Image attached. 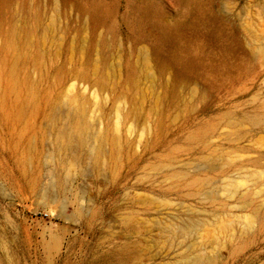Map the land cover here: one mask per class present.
Instances as JSON below:
<instances>
[{
    "label": "rangeland",
    "instance_id": "1",
    "mask_svg": "<svg viewBox=\"0 0 264 264\" xmlns=\"http://www.w3.org/2000/svg\"><path fill=\"white\" fill-rule=\"evenodd\" d=\"M62 1L3 4L7 21L29 35L27 52L41 54L45 66L40 70L28 62L21 69L39 85V110L13 124L0 107V264H264V124L237 129L229 124L264 113V57L257 55L264 46V0ZM162 24L172 27L168 41L178 38L182 54L190 49L206 59L219 46L238 51L233 77L216 78L206 90L208 77L201 68L175 80V68L153 63L157 71L150 76L142 62L157 47L155 28ZM14 103L9 97L8 107ZM79 109L87 111L89 127L80 142L63 135L82 115ZM184 175L211 179L209 187L193 195ZM239 175L248 176L247 182L232 197L223 185L228 178L242 180ZM239 204L246 206L240 210ZM256 213L262 220L250 226ZM190 223L196 225L191 232L178 230V224Z\"/></svg>",
    "mask_w": 264,
    "mask_h": 264
},
{
    "label": "bare ground",
    "instance_id": "2",
    "mask_svg": "<svg viewBox=\"0 0 264 264\" xmlns=\"http://www.w3.org/2000/svg\"><path fill=\"white\" fill-rule=\"evenodd\" d=\"M6 1V0H5ZM5 1H2V0H0V37H2V38H4V40H3V46L0 48V51H1V58L0 59H2L1 61H0V107L2 108V110L4 111V116L6 117V119L9 121V122H12L13 124H15L18 120H20V119H22V118H24L25 119V116L27 115V114H33V113H35V111L36 110H39L40 108H41V92H40V90H39V85H38V83L36 82V81H33V80H31L30 78H28V77H26V76H23L22 75V67L26 64L27 65V63L28 62H33L34 63V65H36L40 70H43V67L42 66H45V65H43V60H44V57L41 55V54H33V55H31L30 54V50H28V52H27V49H28V46H29V40H28V36L29 35H24L25 33H23V27H22V25H21V27H22V30H21V28L19 29L16 25H13V23H10V21H7V19L5 18V15H6V11H5V9H4V5L3 4H5L4 2ZM9 1H11V0H9ZM13 1V0H12ZM62 1V0H61ZM70 1V0H69ZM139 1V0H138ZM7 2H8V0H7ZM63 2V1H62ZM68 2V1H67ZM180 2V1H179ZM10 2H8L7 4H9ZM14 3V2H13ZM64 3V2H63ZM70 3V2H69ZM77 3H78V1H77ZM96 3V2H95ZM15 4H16V2H15ZM17 4H20V3H17ZM66 4V2L64 3V5ZM140 4V3H139ZM14 5V4H13ZM22 5V4H21ZM58 5V4H57ZM102 5V4H101ZM10 6V5H9ZM18 6V5H17ZM16 6V7H17ZM24 6V5H23ZM22 6V9L24 8ZM69 6V5H68ZM177 6H179V5H177ZM6 8H8L7 6H5ZM12 7V6H11ZM64 7V6H63ZM74 6L72 5L71 6V8H73ZM13 8H15V6L13 7ZM26 8L27 7H25V10H26ZM103 8V7H102ZM132 8V7H131ZM16 9V8H15ZM21 9V8H20ZM34 9V8H33ZM65 9H66V7H65ZM65 9H64V11H65ZM155 9H157V8H155ZM28 10V9H27ZM63 10V9H62ZM18 11V10H17ZM23 11V10H22ZM22 11H20V13L22 12ZM31 11V10H30ZM37 11H38V9H37ZM40 11V10H39ZM160 11V10H159ZM25 12V11H24ZM29 12V11H28ZM44 12V11H43ZM90 12V11H89ZM109 12V11H108ZM163 12V11H162ZM20 13H19V15H20ZM27 13V12H26ZM38 13V12H37ZM40 13V12H39ZM91 13V12H90ZM131 13V12H130ZM197 13V12H196ZM248 13V12H247ZM29 14V13H28ZM31 14H33V13H31ZM45 14V13H44ZM92 14V13H91ZM160 14V13H159ZM156 15V14H155ZM248 15V14H247ZM16 16H18V13L16 14ZM15 16V17H16ZM27 16V15H26ZM31 16V15H30ZM38 16V15H37ZM90 16H93V15H90ZM205 16V15H204ZM19 17V16H18ZM206 17V16H205ZM250 17V16H249ZM11 18V17H10ZM37 18V17H36ZM126 18V17H125ZM145 18V17H144ZM252 18V17H251ZM16 19V18H15ZM15 19H14V21H15ZM19 19V18H18ZM38 19V18H37ZM37 19H35V20H37ZM59 19V18H58ZM89 19H91V18H89ZM92 19H94V18H92ZM91 19V20H92ZM101 19V18H100ZM103 19V18H102ZM104 19H106V18H104ZM104 19H103V21H104ZM163 19V18H162ZM209 19V18H208ZM250 19V18H249ZM256 19V18H255ZM31 20V19H30ZM43 20V19H42ZM96 20H99L98 18H96ZM247 20H248V18H247ZM251 20V19H250ZM13 21V22H14ZM20 21H21V19H20ZM20 21H19V23H20ZM32 21V20H31ZM57 21H59V20H57ZM61 21V20H60ZM177 21V20H176ZM191 21V20H190ZM260 21V20H259ZM17 22V21H16ZM33 22V21H32ZM32 22H31V25H32ZM95 22V21H94ZM93 22V23H94ZM102 22V21H101ZM168 22V21H167ZM173 22H174V20H173ZM214 23H215V21H213ZM18 23V24H19ZM42 23V22H41ZM40 23V24H41ZM59 23V22H58ZM151 23H153V22H151ZM178 23V22H177ZM189 23H191V22H189ZM251 23V22H250ZM16 24V23H15ZM90 24H91V21H90ZM96 24V23H95ZM102 24V23H101ZM138 24H139V22H138ZM146 24H148V23H146ZM244 24V23H243ZM247 25H249L248 23H246ZM258 24V23H257ZM53 25H54V23H53ZM87 25V24H86ZM91 25H93V24H91ZM91 25H89V26H91ZM98 25V24H97ZM149 25V24H148ZM193 24H191V26H192ZM253 25H255L256 26V24H255V22L253 23ZM59 26H60V23H59ZM185 26H187L186 24H185ZM195 26V24L193 25V27ZM246 26V25H245ZM26 27V26H25ZM93 27H95L94 25H93ZM150 27V26H149ZM251 27H252V24H251ZM259 27V26H258ZM31 28V27H30ZM29 28V30H30V32L32 31L31 29ZM60 28V27H59ZM144 28V27H143ZM147 28H148V26H147ZM173 28H175V26L173 27ZM26 29V28H25ZM24 29V30H25ZM52 29H53V27H52ZM51 29V30H52ZM88 29V28H87ZM92 29V28H91ZM95 29V28H94ZM181 29H182V27H181ZM180 29V30H181ZM245 29V28H244ZM252 29V28H251ZM256 29L259 31V29L256 27ZM29 30H26V32L27 31H29ZM148 30H150V28L148 29ZM187 30H189V29H187ZM250 29H248V33L251 31H249ZM253 30H255V29H253ZM140 31V30H139ZM171 31H173V29H172V27H169V26H167V25H165V24H162V25H159V26H157L156 28H155V36H156V38H157V47H155V49H154V51H153V53H151L150 55L149 54H145V56H144V58H143V62L142 63H144V67H146L150 72H151V74H149L150 76L151 75H155V70H156V68H155V66L156 67H162L163 69H169V68H175L176 69V75H172L174 78L175 77H177V78H179V76L180 77H182V76H187V77H189V76H191L193 73H195V71H197V72H199L198 71V69L199 68H201V69H203L204 71H205V73L207 74V77H208V81H207V84H206V86H207V88H206V90L207 89H211L212 87H213V85H214V79H219V78H221V79H225L226 78V80H230L232 77H233V74L235 73V71H232L233 69H234V67H236V65H238V64H236V61L238 60V59H240L239 57H238V55H237V52L238 51H236V53L234 52L233 53V51H232V49H230V47H223L222 46V48H221V46H219L220 47V51L218 52V54H217V52H215V50H214V52L215 53H212L211 51L210 52H208L207 53V55H206V59H204V58H202V59H198L194 54H193V52H192V50L191 51H189L190 49H188L187 51H185L183 54L182 53H180L181 51H179V46H180V42L177 40L178 38H176V39H172V41H170V43H169V41H168V39H170V34H171ZM185 31H186V29H185ZM93 32H94V30H93ZM143 32V31H142ZM149 32H151V31H149ZM187 32V31H186ZM185 32V33H186ZM190 32V31H189ZM216 32V31H215ZM257 32V31H256ZM260 32H261V30H260ZM175 33H176V31H175ZM191 33H192V31H191ZM30 34V33H29ZM199 34V33H198ZM255 33H253L252 35H254ZM256 34H258V33H256ZM260 34H262L263 35V37H264V34H263V32H261ZM259 34V35H260ZM175 34H173V36H174ZM179 35H181V34H179ZM182 35H186V34H182ZM181 35V36H182ZM259 35H257V36H259ZM262 35H260V36H262ZM171 36H172V34H171ZM176 36V35H175ZM180 36V37H181ZM189 36H191V34L189 35ZM205 36V35H204ZM208 36V35H207ZM256 36V37H257ZM178 37V36H177ZM179 37V38H180ZM226 37V36H225ZM263 37L261 38V37H259V38H261V40H262V43H264L263 42ZM205 38V37H204ZM203 38V39H204ZM186 39H188V37L186 38ZM231 39V38H230ZM229 39V40H230ZM193 40V39H192ZM259 41H261L260 39H258ZM85 42H87V41H85ZM90 42V41H89ZM187 42H189V41H187ZM190 43H192V42H190ZM189 43V44H190ZM198 43V42H197ZM261 43V42H260ZM260 43H255V44H260ZM186 44V43H185ZM188 44V43H187ZM200 44V43H199ZM199 44H197V45H199ZM202 44V43H201ZM254 44V45H255ZM84 45H86V43H84ZM204 45V44H203ZM203 45H202V47H203ZM206 45V44H205ZM214 45V44H213ZM212 45V46H213ZM230 45V44H229ZM32 46V45H31ZM192 46V45H191ZM191 46H189V47H191ZM194 46V45H193ZM208 46V45H207ZM228 46V45H227ZM187 48H188V45L186 46ZM210 47H211V45H210ZM210 47H208V48H210ZM214 47V46H213ZM255 47V46H254ZM195 48V47H194ZM194 48H191V49H193V50H195ZM207 48V50H209ZM206 50V51H207ZM218 50H219V48H218ZM206 51L204 52V53H206ZM257 52H258V56H261V57H264V46L263 45H261L260 47H258V50H257ZM149 53V52H148ZM217 54V55H216ZM234 54H235V56H234ZM201 55V54H200ZM239 56H241V55H239ZM246 56V55H245ZM233 57H235L234 59H235V61H234V59H233ZM248 57V56H247ZM46 59H47V57H46ZM142 59V58H141ZM207 60V61H206ZM202 61H204V62H202ZM246 61H248V60H246ZM243 62V61H242ZM252 62V61H251ZM153 63H154V65H153ZM253 63V62H252ZM256 63H258V62H256ZM44 64H46V62L44 63ZM264 65V64H263ZM143 65H141L140 67H142ZM36 67V68H37ZM238 67V66H237ZM25 68V67H24ZM28 68V67H27ZM161 68V69H162ZM139 69H141V68H139ZM25 70V69H24ZM146 70V69H145ZM147 70V71H148ZM173 70V69H172ZM148 71V72H149ZM157 71V70H156ZM164 71V70H163ZM200 71H202V70H200ZM146 72V71H145ZM159 72V71H158ZM170 72H171V70H170ZM174 72V71H173ZM237 72V71H236ZM45 73V72H44ZM168 73V72H167ZM175 73V72H174ZM200 73V72H199ZM201 74H203V73H201ZM201 74H199V75H201ZM46 75V74H45ZM158 75V74H157ZM170 75V74H169ZM179 75V76H178ZM237 75V74H236ZM159 76V75H158ZM148 77V76H147ZM206 77V76H205ZM205 77H204V79H205ZM173 78V79H174ZM192 78H194L195 79V77L193 76ZM196 78H197V75H196ZM200 78V77H199ZM148 79V78H147ZM152 79H153V77L150 79L149 78V82H152L151 84L152 85H154L153 83V81H152ZM156 79V78H155ZM170 79V78H169ZM190 79V78H189ZM36 80V79H35ZM157 80V79H156ZM155 80V81H156ZM175 80H176V78H175ZM178 80V79H177ZM180 80H182V78L180 79ZM198 80V79H197ZM197 80H195L196 82H197ZM237 80V79H236ZM158 81V80H157ZM170 81V80H169ZM192 81V80H191ZM159 82V81H158ZM168 82V81H167ZM194 82V81H193ZM175 83H176V81H175ZM186 83V82H185ZM201 83V82H200ZM172 84V83H171ZM174 84V83H173ZM177 84V83H176ZM181 85V84H180ZM197 86H198V84H196ZM155 86V85H154ZM158 86V85H157ZM176 86H179V85H176ZM175 86V87H176ZM199 87V86H198ZM197 88V87H196ZM48 89V88H47ZM55 89V88H54ZM203 89V88H202ZM201 89V90H202ZM195 91L197 90V89H194ZM197 92V91H196ZM203 92V91H202ZM211 92V91H210ZM210 92H208V95H209V93ZM204 93V92H203ZM206 93V92H205ZM212 93V92H211ZM199 94H201L200 92H199ZM213 94V93H212ZM202 95V94H201ZM200 95V96H201ZM204 95V94H203ZM206 95V94H205ZM214 95V94H213ZM175 96V95H174ZM196 96V95H195ZM207 96V95H206ZM9 97H13L14 99H15V103L13 104V106L12 107H8V99H9ZM173 99H175V97L173 98ZM196 99V98H195ZM171 100V99H170ZM180 100V99H179ZM201 100H203V99H201ZM187 101V100H186ZM190 101V100H189ZM56 102V101H55ZM183 102H185V101H183ZM182 102V103H183ZM195 102V101H194ZM186 103V102H185ZM191 103V102H190ZM84 103H82L81 105H83ZM54 105V104H53ZM77 105H80V104H77ZM80 105V106H81ZM173 105V104H172ZM191 105V104H190ZM55 106V105H54ZM56 106H57V104H56ZM184 106V105H183ZM53 107V106H52ZM78 107V106H77ZM84 107V106H83ZM87 106L85 105V108H86ZM81 109H82V107H81ZM51 110H53V109H51ZM83 110V109H82ZM85 110V109H84ZM177 110H178V108H177ZM49 111V110H48ZM77 111H78V109H77ZM79 111H81L80 109H79ZM53 112V111H52ZM84 112V111H83ZM83 112L81 111V113H82V115L81 116H79L78 115V113L75 111V113H77L76 115H78L77 116V118H75L76 116L74 115V117H73V122L71 123V125H70V128H67L66 130H65V133L63 134V135H67V136H69L70 138H76L79 142L80 141H83V140H85V137H86V135H87V129L89 128H86L87 126L85 125V120L87 121V119H85L84 117L86 116L87 117V115H84L83 114ZM87 112V111H86ZM86 112H84V113H86ZM133 112H135V111H133ZM179 112V111H178ZM47 113V112H46ZM49 113V112H48ZM47 113V114H48ZM56 113H58V112H56ZM60 113V112H59ZM175 113H177V112H175ZM238 114H239V112H238ZM134 115V114H133ZM194 115V114H193ZM192 115V116H193ZM235 115V114H234ZM234 115H233V117H234ZM242 115V114H241ZM52 116V115H51ZM55 116V115H54ZM52 117L53 119H55V117ZM60 116V115H59ZM71 116H73V114L71 115ZM131 116H132V114H131ZM177 116V115H176ZM179 116L180 115H178L177 116V118H179ZM191 116V115H190ZM238 116V115H237ZM236 116V117H237ZM128 117V116H127ZM132 117H134V116H132ZM183 117V116H182ZM61 118H64V116H62ZM69 118V117H68ZM68 118H67V120H68ZM72 118V117H71ZM70 118V119H71ZM50 119V118H49ZM57 119V118H56ZM85 119V120H84ZM231 119V118H230ZM238 119L239 120H235V118H233V120H231L230 121V123L229 124H231V126H232V128H236L237 129V127H239L240 125H242V126H244L243 124H246V123H249V124H251V125H261V124H264V113H260V112H257V113H255V114H253V115H244L243 117H241V118H239L238 117ZM61 120V119H60ZM59 120V121H60ZM26 121V120H25ZM49 121V120H48ZM57 121V120H56ZM56 121H53L52 123H56ZM58 121V122H59ZM175 122L177 121V120H174ZM182 121V120H181ZM51 122V121H50ZM23 123H24V121H23ZM22 123V124H23ZM70 123V122H69ZM69 123H68V125H69ZM58 124V125H57ZM57 124H54V125H57V126H59V123H57ZM2 125V124H1ZM51 125V124H50ZM54 125H52V128H55V127H53ZM61 125V124H60ZM67 125V124H66ZM67 125V126H68ZM164 126V125H163ZM222 126V125H221ZM248 127V126H247ZM57 129H59V128H57ZM240 129H242L241 127H240ZM252 130H253V128H251ZM163 130V129H162ZM247 130V129H246ZM255 130V129H254ZM55 131V130H54ZM89 131V130H88ZM151 131V130H150ZM243 131H244V129H243ZM62 132H63V130H62ZM237 132H240V131H237ZM54 133V132H53ZM89 133V132H88ZM108 134V133H107ZM62 136V135H61ZM88 136V135H87ZM105 135H103V137H104ZM108 136V135H107ZM239 136V135H238ZM237 136V137H238ZM60 137V136H59ZM58 137V138H59ZM193 137H196V136H193ZM192 137V138H193ZM115 138H117V137H114V140H115ZM151 138H152V136H151ZM209 138V137H208ZM212 138V137H211ZM214 138V137H213ZM213 138L211 139V140H213ZM34 139H35V137H34ZM193 139H195V138H193ZM234 139V138H233ZM74 140V139H73ZM152 140H154V139H151V143H152ZM236 140V139H235ZM102 141V140H101ZM107 141H109L108 140V137H107ZM119 141V140H118ZM118 141H117V143H118ZM121 141V140H120ZM62 142H63V140H62ZM103 142V141H102ZM149 142V143H150ZM109 142H107V144H108ZM116 143V144H117ZM122 143V142H121ZM150 143V144H151ZM214 143V142H213ZM69 143H68V141H67V144L65 143V145H68ZM115 144V143H114ZM119 144V143H118ZM117 144V145H118ZM101 145V144H100ZM109 145V144H108ZM122 146H123V144H122ZM122 146H120V147H118L117 149H119L120 150V148L122 147ZM100 147H102V145L100 146ZM99 147V148H100ZM110 147V146H109ZM149 147H150V145H149ZM161 147H163V146H161ZM27 148V147H26ZM105 148V147H104ZM111 148V147H110ZM123 148V147H122ZM108 149V148H107ZM161 149V148H160ZM199 149V148H198ZM27 150H31V149H27ZM33 150H34V147H33ZM32 150V151H33ZM62 150V149H61ZM102 150V149H101ZM111 150V149H110ZM185 150V149H184ZM216 151V150H215ZM108 152H109V149H108ZM119 152H121V151H119ZM217 152V151H216ZM196 153V152H195ZM207 153V152H206ZM76 154V153H75ZM110 154V153H109ZM119 154V153H118ZM121 154H122V152H121ZM28 155V154H27ZM98 155V154H97ZM105 155V154H104ZM29 156V155H28ZM77 156V155H76ZM75 156V157H76ZM102 156V155H101ZM118 156V155H117ZM186 156V155H185ZM210 156V155H209ZM212 156V155H211ZM30 157H31V155H30ZM120 157V156H119ZM122 157V156H121ZM98 158V157H97ZM112 158H113V156H112ZM205 158V157H204ZM212 158V157H211ZM32 159V158H31ZM31 159H29V160H31ZM101 159V158H100ZM111 159V158H110ZM176 159V158H175ZM113 160V159H112ZM169 160V159H168ZM207 160H209V159H207ZM219 160V159H218ZM231 160H233V159H231ZM231 160H229V161H231ZM27 161V160H26ZM102 161H103V159H102ZM122 161V160H121ZM171 161V160H170ZM118 162V161H117ZM181 162V161H180ZM193 162H195V161H193ZM203 162H205V161H203ZM208 162V161H207ZM109 163V162H108ZM123 163V162H122ZM159 163V162H158ZM175 163V162H174ZM178 163V162H177ZM115 164H116V162H115ZM119 164V163H118ZM187 164V163H186ZM192 164V163H191ZM223 164H225V163H222V165ZM112 165V164H111ZM172 165H173V163H172ZM183 165V164H182ZM227 165V164H226ZM225 165V167H227ZM232 165V164H231ZM230 166V165H229ZM171 168H172V166H170ZM221 167H223V166H221ZM220 167V168H221ZM169 168V167H168ZM173 168H174V166H173ZM244 168H246V167H244ZM262 168V167H261ZM264 168V167H263ZM115 169H116V166H115ZM163 169V168H162ZM228 169H229V167H228ZM167 170V169H166ZM209 170V169H208ZM207 170V171H208ZM216 170H217V168H216ZM218 170H220L219 168H218ZM217 170V171H218ZM226 170V169H225ZM247 170L249 171V169L247 168ZM85 171V170H84ZM164 170H162V172H163ZM172 171V170H171ZM189 171H191V170H189ZM209 171H211V170H209ZM232 171V170H231ZM244 171H246L245 169H244ZM86 172V171H85ZM151 172V171H150ZM149 172V173H150ZM159 172H161V171H159ZM186 171L184 170L183 171V173L182 174H184ZM214 172H215V170H214ZM228 172V171H227ZM242 172V171H241ZM247 172V171H246ZM262 172V171H261ZM260 172V173H261ZM87 173V172H86ZM156 173V172H155ZM189 173H191V172H189ZM188 173V174H189ZM212 173V172H211ZM238 173H240L239 171H238ZM243 174H244V172H242ZM241 173V174H242ZM260 173H259V175H260ZM179 174V173H178ZM203 173H201V175H202ZM254 174V173H253ZM262 174H264L263 172H262ZM260 175V177H262L263 175ZM156 175H158V174H156ZM210 175V174H209ZM232 175V174H231ZM249 175V174H248ZM177 176V175H176ZM198 176V175H197ZM203 176V175H202ZM237 176V175H236ZM241 178L243 177L242 175H239ZM247 176V175H246ZM256 176L257 175H255V179H256ZM221 176H219V178H220ZM232 177V176H231ZM182 178H184L185 179V183H186V185L188 186V189H189V192L191 193V194H193V195H202V193L204 192V190H205V185H207V187H209L208 186V184L210 183V181H211V179L209 180H206V179H202V178H198V179H190L189 177H188V175H184ZM238 178V177H237ZM246 178H248V176L246 177ZM246 178H242V180H238V181H235V179L233 180V179H229L228 178V181L227 180H225L226 178L224 177V178H222V181L223 180H225V181H227L226 182V184H224V183H222V181L221 180H219L220 182H221V184H224L223 185V190L226 192V193H228V194H230L232 197H235V196H237L238 195V192H239V189L243 186V185H246V184H244L245 182H247V180H246ZM252 178L254 179V176H252ZM251 177H250V179H252ZM257 178H259V177H257ZM263 178V177H262ZM175 179V178H174ZM221 179V178H220ZM263 180V179H262ZM159 181V180H158ZM175 181V180H174ZM217 181V180H216ZM219 181L217 182V183H219ZM224 181V182H225ZM250 181H253V180H250ZM259 180H257V182H258ZM162 182V181H161ZM177 182V181H176ZM257 182H255L254 181V183L256 184ZM158 183V182H157ZM253 182H251V184H252ZM259 183H261V181L259 182ZM254 184V185H255ZM171 185V184H170ZM253 185V184H252ZM165 186V185H164ZM180 186V185H179ZM219 186V185H218ZM251 186V185H250ZM177 187V186H176ZM222 187V186H221ZM172 188V187H171ZM214 188V187H213ZM209 189V188H208ZM254 189V188H253ZM258 189H260V187L258 188ZM174 190H175V188H174ZM245 190V189H244ZM255 190V189H254ZM262 190V189H261ZM212 191H214V190H212ZM256 192L258 191V190H255ZM264 191V190H263ZM242 192H244L243 190H242ZM258 192H261L260 190L258 191ZM205 193V192H204ZM240 194H241V192H240ZM204 195V194H203ZM210 195V194H209ZM229 195V196H230ZM244 195V194H243ZM208 196V195H207ZM223 196H225L224 194H223ZM254 196V195H253ZM48 197V196H47ZM240 197H242V196H240ZM262 197V196H261ZM264 197V196H263ZM258 198H259V196H258ZM52 199V198H51ZM230 199H232L231 197H230ZM251 199H253V198H251ZM262 200H263V198H261ZM54 200V199H53ZM157 200H158V198H157ZM237 200V199H236ZM259 200V199H258ZM257 200V201H258ZM160 203H161V201H162V198H161V201L160 200H158ZM157 201V202H158ZM166 201V200H165ZM219 201V200H218ZM163 202V201H162ZM165 203V202H164ZM214 203V202H213ZM235 203V202H234ZM241 203V202H240ZM252 204V202H249L247 205L249 206V204ZM242 204V203H241ZM264 204V203H263ZM262 204V205H263ZM238 205V204H237ZM240 205V204H239ZM235 206H236V204H235ZM244 206H246V205H244ZM244 206H239V208L240 207H244ZM264 206V205H263ZM218 208H220L219 206H218ZM246 208V207H245ZM260 208V207H259ZM263 208V207H262ZM237 209H238V206H237ZM242 208H240V210H241ZM262 210V209H261ZM198 211H200V210H198ZM212 212V211H211ZM243 212V211H242ZM254 212V211H253ZM258 212V211H257ZM259 212H260V210H259ZM215 213V212H214ZM261 213V212H260ZM260 213H256V215H254L253 216V219H252V221H253V223H251L250 224V226L252 225V224H254V226H256V222H258V220L260 221ZM211 214V213H210ZM244 214V213H243ZM245 215V214H244ZM217 216H219V215H217ZM232 216V215H231ZM239 216V215H238ZM246 216V215H245ZM262 216V215H261ZM233 217V216H232ZM219 218V217H218ZM236 218V217H235ZM247 220H246V219ZM234 219V218H233ZM244 219H245V221L247 222V221H249L248 220V218L247 217H244ZM250 219V218H249ZM202 221H203V219H201ZM216 220V219H215ZM220 220V219H219ZM219 220H217V221H219ZM223 220V219H222ZM222 220H220L219 222H220V225H221V222H222ZM251 220V219H250ZM262 220V219H261ZM235 221V220H234ZM237 221H241V220H237ZM244 221V222H245ZM251 221V222H252ZM172 222V221H171ZM170 222V223H171ZM188 222H190V220L189 221H187V223ZM201 222V221H200ZM208 222V224H209V221H207ZM218 222V223H219ZM229 222V221H228ZM233 222V221H232ZM232 222H229L230 224L232 223ZM261 222V221H260ZM259 222V223H260ZM158 223V222H157ZM184 223V222H183ZM192 223V222H191ZM190 223V224H191ZM211 223H212V221H211ZM225 223V222H224ZM224 223L222 224V225H224ZM240 223V222H239ZM241 223H242V221H241ZM172 224H174V222L172 223ZM185 224H186V222H185ZM194 224V223H193ZM201 224H202V222H201ZM217 224V223H216ZM228 224V223H227ZM150 225V224H149ZM187 225V224H186ZM199 225V224H198ZM218 225V224H217ZM261 225V224H260ZM154 226V225H153ZM167 225H165V227H166ZM178 226H179V228H178ZM178 226L176 227V225L174 226L175 228H178V230L180 231V230H182L184 233H186V232H188V231H190L191 232V230H193V226L195 227L196 225H193L192 226V224L190 225V226H180L179 224H178ZM200 226V225H199ZM203 226V225H202ZM201 226V227H202ZM212 227H213V224L211 225ZM215 226V225H214ZM248 226H249V224H248ZM247 226V228H249ZM253 226V228H254V231H255V227ZM164 227V228H165ZM170 228L169 229H171V226H169ZM211 227V228H212ZM246 226L244 225V227L243 228H245ZM258 227V226H257ZM257 227H256V229H257ZM153 228V227H152ZM164 228H163V230H164ZM166 228H168V227H166ZM173 228V227H172ZM174 228V229H175ZM210 228V229H211ZM218 228H220V227H218ZM234 228V227H233ZM197 229V228H196ZM195 228H194V230H196ZM198 229H200V228H198ZM197 229V230H198ZM209 229V230H210ZM216 229V228H215ZM215 229H213V230H215ZM224 229V228H223ZM246 229V228H245ZM152 230V229H151ZM154 230V229H153ZM160 230V229H159ZM158 230V231H159ZM172 230V229H171ZM196 230V231H197ZM202 230H203V228H202ZM148 231H150V230H148ZM165 231H167L166 233H168V229H165ZM173 231V230H172ZM177 231V230H176ZM175 231V232H176ZM207 231V230H206ZM205 231V232H206ZM216 231V230H215ZM218 231V230H217ZM220 231V230H219ZM161 232H164V231H161ZM182 232V233H183ZM203 232V231H202ZM202 232L200 233L201 234V236H203L202 235ZM222 232V231H221ZM251 232H252V229H251ZM171 233V232H170ZM183 233V234H184ZM210 233V232H209ZM217 233V232H216ZM253 233V232H252ZM152 234H154L153 232H152ZM171 234H173V233H171ZM180 234V233H179ZM192 233H190L189 235H191ZM204 234H206V233H204ZM213 234V233H212ZM241 234H242V232H241ZM254 234V233H253ZM163 235V234H162ZM166 235V234H165ZM165 235H163V237L165 236ZM174 235H176V234H174ZM185 235V234H184ZM207 235V234H206ZM227 235V234H226ZM232 235H233V233H232ZM250 235H252V234H250ZM169 236H171V235H169ZM177 236H179V237H183V235H178L177 234ZM186 236V235H185ZM221 236V235H220ZM176 237V236H175ZM187 237V236H186ZM185 237V238H186ZM197 237H200L199 235L197 236ZM204 237V236H203ZM211 237V236H210ZM221 237H223V236H221ZM152 238V237H151ZM177 238V237H176ZM207 238V237H206ZM212 238V237H211ZM216 238V237H215ZM230 238V237H229ZM170 239V238H169ZM228 239V238H227ZM201 240H202V238H201ZM201 240H200V243H201ZM206 240V239H205ZM231 240V239H230ZM233 240V239H232ZM57 241V240H56ZM162 241H163V239H162ZM165 241L167 242V240L165 239ZM165 241H163V242H165ZM215 241V240H214ZM213 241V242H214ZM162 242V243H163ZM207 242V241H206ZM205 242V243H206ZM168 243V242H167ZM224 243V242H223ZM59 244V243H58ZM164 244V243H163ZM196 244V243H195ZM194 244V245H195ZM216 244V243H215ZM217 244H219V243H217ZM164 245H166V244H164ZM220 245V244H219ZM203 246V245H202ZM218 246V245H217ZM224 246V245H223ZM128 247V249H130V247L129 246H127ZM113 248H115V247H113ZM194 248H195V246H194ZM193 248V249H194ZM198 249H199V247H197ZM113 250V249H112ZM131 250V249H130ZM201 250H203V249H201ZM206 250V249H205ZM105 251V250H104ZM191 251V250H190ZM198 251V250H197ZM207 251V250H206ZM110 252V251H109ZM113 252V251H112ZM132 252V251H131ZM205 252V251H204ZM128 253V252H127ZM195 253V252H194ZM200 253V252H199ZM115 254H116V251H115ZM118 254V253H117ZM116 254V255H117ZM120 254H122V253H120ZM207 254H208V252H207ZM215 254V253H214ZM218 254V253H217ZM216 254V255H217ZM109 255V254H108ZM197 255L199 256L200 254H198L197 253ZM101 256V255H100ZM121 256V255H120ZM119 256V257H120ZM130 256V255H129ZM196 256V255H195ZM206 256H208V255H206ZM104 257V256H103ZM118 257V256H117ZM122 257V256H121ZM220 257V256H219ZM100 258V257H99ZM106 258H108V256H106ZM129 258V257H128ZM209 258V257H208ZM97 259V258H96ZM103 259H105V258H103ZM102 259V260H103ZM109 259V258H108ZM111 259V258H110ZM118 259V258H117ZM196 259V258H195ZM199 259V258H198ZM99 260V259H98ZM208 260V259H207ZM220 260V259H219ZM123 261V260H122ZM94 262V261H93ZM97 262V261H96ZM100 262V261H99ZM106 262V261H105ZM199 262V261H198ZM107 263V262H106ZM115 263V262H114ZM95 264V263H94ZM98 264H100V263H98ZM103 264H105V263H103ZM112 264V263H111ZM204 264V263H203Z\"/></svg>",
    "mask_w": 264,
    "mask_h": 264
}]
</instances>
